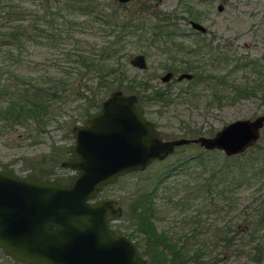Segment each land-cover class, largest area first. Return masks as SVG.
<instances>
[{
  "label": "rangeland",
  "instance_id": "1",
  "mask_svg": "<svg viewBox=\"0 0 264 264\" xmlns=\"http://www.w3.org/2000/svg\"><path fill=\"white\" fill-rule=\"evenodd\" d=\"M11 1L26 7L37 3V0ZM138 1L140 0H131L124 8L120 7L126 13L136 14L139 12ZM148 3L154 4V9L163 12L176 32L170 35L161 34L154 37L153 41H150L152 37L149 32L139 36L138 30L123 36L121 60L125 71L119 78L118 83L122 85L118 88L132 85L136 91H140L144 114L153 121L163 138L211 135L233 119L253 118L264 112V0H149ZM218 5L221 7L218 8ZM70 15L77 21L88 19V16L78 11ZM149 19L153 22L156 18ZM190 19L204 25L206 31L202 34L196 30L191 31L188 23ZM89 23L94 28L99 25ZM144 28H148V25ZM93 31L92 27H82L73 30L72 34L80 39L85 50L88 45H100L105 43V39L112 37L111 33ZM174 43L190 49L191 54H185L183 48L173 47ZM72 45V40L58 45L47 40L28 43L26 48L29 54L22 63L25 69H30L24 71L30 74L44 71L50 73L56 71L59 65L75 67L73 60L62 58L60 53L63 47ZM138 52L145 56V68L134 67L128 61ZM184 57H191V60L202 66L201 70L199 66L194 68V80L176 79L177 73L183 70L179 65ZM6 62L0 56V64ZM177 63V67H174ZM169 66L175 68L172 70L173 75L163 81L161 76ZM200 71L202 74L207 72L216 75L220 80L215 76L198 80L202 77L199 76ZM5 78L6 71H3L1 79ZM108 84L111 85L110 90L117 88L115 79ZM154 89L165 91V97L157 101L148 99ZM108 92L109 90L100 96L103 98ZM76 102L79 103V100ZM82 118L77 109L67 108L46 126L45 131L35 141L15 140L14 133L0 136V168L9 167L17 174L35 169L42 176L65 178L71 170L61 166L60 161L66 156L65 146L73 140L71 127L81 122ZM258 138L259 144L263 145L264 123ZM200 148L202 147L192 142L178 145L163 159L152 161L142 170L125 173L116 182L103 188L98 195L116 198L121 207L120 216L111 220L110 224L114 227L119 225L128 231L120 217L127 207L126 201L130 198V192L150 189L161 175L166 174L162 182L169 188L158 184L153 195V201L160 209L153 219L157 230H165L173 235H189L190 222L184 225L182 219H198L202 228L200 227L199 233L191 236L195 237V241H208L219 237L218 230L226 227L228 234L232 235V242L240 241L244 245H241L239 252L231 249L225 251L218 246L212 251L218 258L217 264H264V254L255 255L251 248L253 241H264L261 236L264 224L255 225L257 233L254 240L247 242L246 234L247 220L256 216L257 203L260 198H264V183L258 180L243 183L227 200L213 195L212 200L221 206L219 208L208 204L211 198L204 192L191 196L188 206L183 210L164 205L167 195L171 194L174 199L185 193L194 182L192 169L199 166H191L190 162L184 169L178 160ZM219 153L223 154L222 151ZM8 257L6 254L0 256V264L9 261Z\"/></svg>",
  "mask_w": 264,
  "mask_h": 264
},
{
  "label": "trees",
  "instance_id": "2",
  "mask_svg": "<svg viewBox=\"0 0 264 264\" xmlns=\"http://www.w3.org/2000/svg\"><path fill=\"white\" fill-rule=\"evenodd\" d=\"M107 4L105 0H53L51 3L49 0H37L33 6L26 7L11 0H0V56L7 61L0 64V136L14 133L15 140L35 141L45 131L46 126L67 108L77 109L81 117L95 109L102 98L100 94L111 91V85L108 84L111 80L115 79L117 83V88L113 89L121 87L122 83L118 81L125 71L121 60L125 34L122 29L136 25L131 22L124 23L118 9L110 8ZM74 11L85 14L88 19L75 20L70 15ZM89 22L99 25L94 28L89 26ZM82 27H92L93 33H111L112 37L105 39L103 44L88 45L85 50L80 39L72 34L73 30ZM150 27L153 32L150 34V41L161 34L170 35L173 32L172 25L161 11L158 12L157 19L150 23ZM39 40H47L55 45L72 40L73 45L63 47L60 53L62 58L73 60L75 67L59 65L56 71L50 73L25 72L24 70L30 69H25L22 63L29 54L27 44ZM179 66L183 70L187 68L184 63ZM174 67L169 66V69H175ZM3 71H6L5 79H1ZM198 73L202 76L201 71ZM121 90L134 93L139 101L142 99L140 91H136L132 85L122 86ZM164 97L165 91L154 89L148 99L157 101ZM258 140L259 138L253 145L237 154L221 155L216 149L200 148L195 153L183 156L178 162L184 169L190 162L191 166H199L192 169L194 182L185 193L174 199L171 194L167 195L164 205L183 210L188 206L191 196L204 192L211 198L208 204L219 208L221 206L212 200L213 195L227 200L243 183L250 180L264 183V144H259ZM165 175H161L150 189L130 192V198L126 201L127 207L120 217L128 231L117 226L133 240L146 264H217L218 258L212 251L218 246L225 251L231 249L239 252L244 243H233L232 235L228 234L226 227L218 230L220 236L213 240L195 241L191 234L196 235L200 232V227L202 228L198 219H182L184 225L190 222L189 235H173L156 229L153 219L160 209L154 203L153 195L158 184L169 188L162 182ZM256 212L254 218L247 220V242L254 240L257 226L264 224V198L259 199ZM261 236L264 237V232ZM251 248L255 255H263L264 241H253ZM3 254L0 249V256ZM8 260L10 262L3 261L4 264H23L10 257Z\"/></svg>",
  "mask_w": 264,
  "mask_h": 264
},
{
  "label": "water",
  "instance_id": "3",
  "mask_svg": "<svg viewBox=\"0 0 264 264\" xmlns=\"http://www.w3.org/2000/svg\"><path fill=\"white\" fill-rule=\"evenodd\" d=\"M189 24L205 29L194 20ZM128 61L146 67L140 52ZM170 75L167 71L161 79ZM189 76L180 72L177 79ZM263 123L264 112L233 119L211 135L164 139L134 93L112 89L95 111L72 126L73 141L60 161L72 170L66 181L35 169L17 174L0 168V249L23 264H146L133 240L110 225L121 207L114 197L97 196L102 186L185 143L226 155L240 153L256 142Z\"/></svg>",
  "mask_w": 264,
  "mask_h": 264
},
{
  "label": "flooded vegetation",
  "instance_id": "4",
  "mask_svg": "<svg viewBox=\"0 0 264 264\" xmlns=\"http://www.w3.org/2000/svg\"><path fill=\"white\" fill-rule=\"evenodd\" d=\"M108 4V7H110V8H115V9H118V12L120 13V16H121V18L122 19H124V23H128V22H131V23H133V24H135L136 26H134V27H131L129 24V28H123L122 30V32L123 33H125L124 34V36L126 35V34H128V33H130V34H132V33H135L137 30H138V35H143V33H146V32H149L150 34H153V32H151V29L152 28H150L149 27V25H150V23H152V20H150L149 18H152V17H155L156 19H157V17H158V12L159 11H157V9L155 8L154 9V4H149L148 2H149V0H140V1H138V8H137V11H139V12H137L136 14H133L132 12L131 13H126V11L125 10H122L121 9V7L120 6H122L123 8L125 7V6H127V3L128 2H130L131 0H116L117 2V4L116 3H114V1L113 0H105ZM49 2L51 3V2H53V0H49ZM148 14V17L146 16ZM85 15V14H84ZM149 15H150V17H149ZM143 19V20H142ZM155 19V20H156ZM190 20H192V19H190ZM189 20V21H190ZM149 21H150V23H149ZM195 21V20H194ZM145 23V24H144ZM189 23V22H188ZM145 25H148V28H144V26ZM190 25V24H189ZM191 27V26H190ZM150 28V29H149ZM191 31H193V30H196V31H198L199 33H204L205 31H206V27H205V29H204V31H200V30H198V29H195V28H193V27H191ZM173 32H176L175 31V29H173ZM180 43H174V45H173V47H176V48H178V49H180ZM182 49V48H181ZM183 51H185V54H187V53H189V54H191L190 53V49L188 50V49H185V48H183ZM141 53V52H140ZM143 54V53H142ZM144 55V54H143ZM145 57V56H144ZM185 58V57H184ZM191 58V57H190ZM184 59V60H182V62L181 63H184V65H186L187 66V68L185 69V70H182V71H180V72H188L189 74H190V76L189 77H183V78H185V79H187V80H194L195 78H196V71L194 70V68L195 67H197V66H199V69L201 70V67L202 66H200V65H198L196 62H194L195 60H191V59ZM213 61H214V59H213ZM174 65H178V63L177 64H174ZM173 69H168V70H166L165 72H167V71H169L170 73H171V75H170V77L173 75V71H172ZM179 72V73H180ZM179 73H177V75L179 74ZM177 75H176V79H177ZM201 75H202V79H204V80H206V79H209L210 77H214L215 76V78H218L216 75H213V74H208L207 72H203V74H202V72H201ZM180 79H182V78H180ZM180 79H177V80H180ZM218 80H220L219 78H218ZM102 99V98H101ZM138 99V98H137ZM101 101V100H100ZM139 101V100H138ZM100 103V102H99ZM139 103H140V105L142 106V104H141V102L139 101ZM98 107V106H97ZM97 107L95 108V109H92L86 116H84L83 118H82V120H81V122H79V123H76V124H80V123H82V121H83V119L85 118V117H87L92 111H95L96 109H97ZM143 108V107H142ZM143 112H144V110H143ZM145 115V114H144ZM75 125V124H74ZM155 126V125H154ZM72 128V127H71ZM70 131H71V129H70ZM72 134V133H71ZM159 135H160V133H159ZM161 136V135H160ZM162 137V136H161ZM193 137V136H192ZM163 138V137H162ZM164 139H166V138H164ZM73 141V140H72ZM72 143V142H71ZM68 155V153L66 152V156ZM66 156H64V157H66ZM63 157V158H64ZM62 158V159H63ZM70 173H72V170H71V172ZM69 173V174H70ZM69 174H67L66 175V177L65 178H60L62 181H66V178H67V176L69 175ZM42 176V175H41ZM121 176V175H120ZM119 177V176H118ZM117 177V178H118ZM117 180V179H116ZM116 182V181H115ZM114 183V182H113ZM109 184H112V183H109ZM109 184H106V185H109ZM106 185H103L102 186V188H101V190L106 186ZM100 190V191H101ZM99 191V192H100ZM99 192L97 193V196H99L98 194H99ZM111 225V224H110ZM112 226V225H111ZM4 253V252H3ZM5 254V253H4ZM8 256V255H7ZM11 258V257H10ZM13 259V258H12Z\"/></svg>",
  "mask_w": 264,
  "mask_h": 264
}]
</instances>
